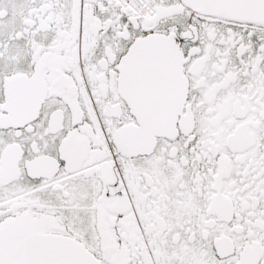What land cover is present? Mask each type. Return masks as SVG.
<instances>
[{"label": "snow or ice", "instance_id": "obj_1", "mask_svg": "<svg viewBox=\"0 0 264 264\" xmlns=\"http://www.w3.org/2000/svg\"><path fill=\"white\" fill-rule=\"evenodd\" d=\"M0 264H264V0H0Z\"/></svg>", "mask_w": 264, "mask_h": 264}]
</instances>
